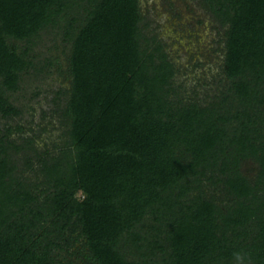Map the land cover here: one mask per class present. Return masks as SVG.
<instances>
[{"label": "trees", "instance_id": "trees-1", "mask_svg": "<svg viewBox=\"0 0 264 264\" xmlns=\"http://www.w3.org/2000/svg\"><path fill=\"white\" fill-rule=\"evenodd\" d=\"M203 6L224 28L205 101L140 0H0V264H264V0ZM49 30L70 86L41 150L12 97Z\"/></svg>", "mask_w": 264, "mask_h": 264}, {"label": "rangeland", "instance_id": "rangeland-1", "mask_svg": "<svg viewBox=\"0 0 264 264\" xmlns=\"http://www.w3.org/2000/svg\"><path fill=\"white\" fill-rule=\"evenodd\" d=\"M146 31L158 35L166 44V50L175 62L179 72L176 85L180 92L210 100L223 86L221 64L224 58V43L221 41L223 27H219L210 11L203 6V0H140ZM68 43L63 40L62 31L43 32L33 45L32 53L37 70L32 69L22 81L21 90L12 97L23 113L12 120L21 124L27 135L37 134L41 150L52 148L62 141L63 129L52 111L62 104L66 95L63 89L70 86L59 71L66 67ZM49 59V60H48ZM82 197V193H78ZM70 250H75L72 247ZM68 255V252H62ZM73 264H86L78 254L69 255Z\"/></svg>", "mask_w": 264, "mask_h": 264}]
</instances>
